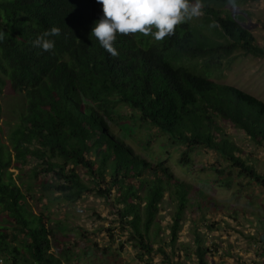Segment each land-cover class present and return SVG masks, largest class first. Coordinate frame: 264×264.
<instances>
[{"label":"trees","instance_id":"obj_1","mask_svg":"<svg viewBox=\"0 0 264 264\" xmlns=\"http://www.w3.org/2000/svg\"><path fill=\"white\" fill-rule=\"evenodd\" d=\"M248 1L202 0V14L160 42L117 35L119 55L113 57L90 34L103 15L97 0H0V81L25 96L9 144L0 138V256L12 264H71L80 255L82 246L72 248L65 234L55 244L57 252L52 249L43 214L29 204V192L38 187L69 203L91 192L103 197L141 260L161 253L165 264H175L163 245L155 247L151 240L159 230L157 213L168 195L175 208L167 244L174 246L188 205L200 204L191 196L195 187L125 142L111 128L122 117L155 126L171 143L183 145L182 165L188 164L190 150L212 149L229 162L228 168H213L220 175L237 172L264 187V173L243 157L224 126L264 146V101L221 82L236 51L264 57V46L245 27V18L230 10ZM53 26L61 30L46 37L54 40V49L34 47L32 42ZM120 104L132 113H121ZM28 162L35 181L18 182ZM196 228V264H213L212 246Z\"/></svg>","mask_w":264,"mask_h":264},{"label":"rangeland","instance_id":"obj_2","mask_svg":"<svg viewBox=\"0 0 264 264\" xmlns=\"http://www.w3.org/2000/svg\"><path fill=\"white\" fill-rule=\"evenodd\" d=\"M230 10L245 18V27L264 46V0H250L239 7H231ZM236 54L237 59L225 70L227 75L221 82L233 84L264 101V57L244 55L240 50ZM0 103V138L8 145V133L18 122L25 106L24 91L13 90L7 80L0 81ZM118 110L127 115L132 113L124 104H120ZM135 121L122 117L111 123V128L141 156L154 163L169 166L173 175L194 185L191 196L194 200L198 196L200 202L194 201L188 205L178 240L174 246H169L167 227L175 207L171 198L165 195L157 213L159 230L156 233V227L151 228L156 233L152 235L153 245H163L169 259L175 264L177 261L196 264L193 251L196 247L194 229L197 227L202 241L212 246L209 262H264V187L250 178L239 177L237 172L220 175L213 168H228L229 162L212 149L198 147L190 150L188 164L182 165L180 157L185 149L183 145L171 143L155 126L147 123L138 126ZM224 126L233 141L240 146L243 157L259 172L264 173V146H257L242 130L226 123ZM148 139L149 142H146ZM30 166V162L23 166L18 182L20 179L35 181L34 175L29 171ZM9 169L13 176L19 175L17 169ZM79 171L83 174L82 169ZM227 180L229 185H226ZM29 194L31 209L43 214V220L52 232L54 252H57L55 244L63 234L72 238L69 241L72 248L78 244L82 246V249L78 247L80 255L71 264L166 263L161 253L141 260L137 254L138 249L129 240L127 232H121L122 226L115 211L103 197L94 192L84 194L73 203L64 202L57 197V193L43 191L38 187ZM209 224L213 227L208 228ZM20 249L25 252L22 247Z\"/></svg>","mask_w":264,"mask_h":264},{"label":"clouds","instance_id":"obj_3","mask_svg":"<svg viewBox=\"0 0 264 264\" xmlns=\"http://www.w3.org/2000/svg\"><path fill=\"white\" fill-rule=\"evenodd\" d=\"M102 5L103 15L95 22L91 35L113 57L119 55L114 43L117 35L152 36L155 41H163L175 33L182 23L202 14V0H97ZM213 22L210 27H215ZM61 30L53 26L38 36L32 43L45 52L55 47L54 40L46 39L59 36ZM4 34L0 32V40Z\"/></svg>","mask_w":264,"mask_h":264},{"label":"built area","instance_id":"obj_4","mask_svg":"<svg viewBox=\"0 0 264 264\" xmlns=\"http://www.w3.org/2000/svg\"><path fill=\"white\" fill-rule=\"evenodd\" d=\"M0 264H12V262L7 261L4 257L0 256ZM261 264H264V262H262Z\"/></svg>","mask_w":264,"mask_h":264}]
</instances>
